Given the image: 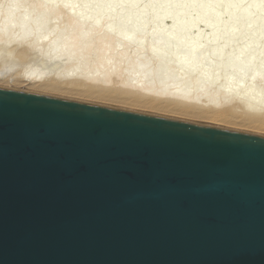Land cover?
I'll return each instance as SVG.
<instances>
[{
    "label": "water",
    "instance_id": "1",
    "mask_svg": "<svg viewBox=\"0 0 264 264\" xmlns=\"http://www.w3.org/2000/svg\"><path fill=\"white\" fill-rule=\"evenodd\" d=\"M85 1L97 14L116 0ZM125 2L112 19L132 36L155 17L203 20L234 31L227 47L243 39L237 53L264 30V0ZM181 26L149 39L264 76V51L181 46ZM0 264H264V136L0 87Z\"/></svg>",
    "mask_w": 264,
    "mask_h": 264
},
{
    "label": "bare ground",
    "instance_id": "2",
    "mask_svg": "<svg viewBox=\"0 0 264 264\" xmlns=\"http://www.w3.org/2000/svg\"><path fill=\"white\" fill-rule=\"evenodd\" d=\"M222 1L216 0L218 7ZM86 2L0 0V87L150 111V114L176 115L180 119L187 117L221 124V128L226 124L264 131L262 73L243 77L241 73L247 65L222 68L230 65L224 63L225 59L220 68L210 70L203 66L202 57L184 58L164 52L160 39L158 42L155 38L149 39L151 27L164 26V22H168L165 27L169 29L164 30L168 37L171 24L173 28L181 25L177 19L155 17L151 22L147 20L144 25L148 34L132 36L127 33L126 26L112 19L127 4L125 0L110 2L111 6L107 3V8L97 14H93ZM148 8L147 4H138L132 13L138 14ZM88 13L94 16H87ZM187 26H181L188 31L187 36L177 34L175 37L181 46L182 43L188 47L198 46L210 40L208 38L217 37V32L209 34L208 28H204L206 21H190ZM190 26L192 29L201 26L203 33L205 30L209 35L205 38L198 28L192 33ZM217 27L224 29L225 25ZM231 32L234 31L230 29L226 33ZM226 33L221 34V38L219 33L220 43L217 40L213 46L208 44L212 51L227 53L224 43L229 36ZM240 40L243 39L233 38L229 46L238 47ZM256 40L257 46H249L246 42L238 53L228 47L226 50L232 57L245 53V48H251L246 51L247 55L259 53L264 47V30ZM250 94H253L252 99Z\"/></svg>",
    "mask_w": 264,
    "mask_h": 264
},
{
    "label": "rangeland",
    "instance_id": "3",
    "mask_svg": "<svg viewBox=\"0 0 264 264\" xmlns=\"http://www.w3.org/2000/svg\"><path fill=\"white\" fill-rule=\"evenodd\" d=\"M111 3H112V2H111ZM134 7H135V6H134ZM133 9H134V8H133ZM120 12H121V11H120ZM120 12H119V13H120ZM132 12H133V10H132ZM119 13H118V14H119ZM118 14H117V15H118ZM132 14L135 15L134 13H132ZM117 15H116V16H117ZM116 16H114V17L116 18ZM131 17H132V16H131ZM128 18H129V17H128ZM164 18H165V17H164ZM125 19H126V18H125ZM166 19H169V18H166ZM166 23L168 24V22H166ZM166 23L164 22V26L166 25ZM168 25H169V24H168ZM170 26H171L170 28L173 29V24H171ZM180 26H181V25H180ZM199 27H200L201 30L199 29ZM199 27L197 26L198 31H199V33H200V32L202 31V27H201V26H199ZM168 28H169V27H168ZM204 28H207V27L204 26ZM204 28H203V30H204ZM194 30H195V29H192V30H191L192 33L195 32ZM166 31H167V30H166ZM191 31H190V34H191ZM207 31H208V30H207ZM163 32H164V31H163ZM169 32H170V30L168 31V33H169ZM195 33H196V32H195ZM195 33H194V35H195ZM202 33H203V31H202ZM208 33H209V32H208ZM178 34H180V33H178ZM187 34H188V33H186V36H187ZM197 34H198V32H197ZM209 34H210V33H209ZM209 34H208V35H209ZM220 34H221V33H220ZM226 34H227V33H226ZM192 35H193V34H191V36H192ZM203 35L206 36L205 38H207V33L205 34V30H204ZM218 35H219V34H217L216 40H219V38H218L219 36H218ZM176 36H178V35L176 34ZM222 36H224V35H222ZM192 37H193V36H192ZM192 37H190V38L192 39ZM186 38H187V37H186ZM220 38H221V35H220ZM223 38H224V37H223ZM227 38H228V37H227ZM184 39H185V38H184ZM228 39H229V38H228ZM234 39H235V38H234ZM185 40H186V39H185ZM188 40H190V39L187 38V41H188ZM224 41H225V38H224ZM227 41H228V40H227ZM189 42H190V41H189ZM220 42H221V41L219 40V43H220ZM187 43H188V42H187ZM219 43H218V45H216V46H219ZM223 43H224V42H223ZM216 44H217V42H216ZM258 44H259V43H258ZM262 44H263V43H262ZM262 44L260 43L261 46H262ZM208 46H209V45H208ZM225 46H226V45H225ZM249 46H250V45H249ZM253 46H255V45H253ZM256 46H257V45H256ZM261 46H259V48H261ZM262 47H263V46H262ZM209 48L212 50L211 46H209ZM226 48H227V46H226ZM226 48H225V52L227 51V54H229V53H228V49L231 50V47L229 46L227 50H226ZM234 50H235V49H234ZM262 51H264V47H263V50H262ZM229 52H230V51H229ZM239 52H240V51H239ZM260 52H261V51H260ZM237 53H238V52H237ZM249 55H250V54H249ZM148 59H150V58H148ZM258 62H260V61H258ZM18 90H20V89H18ZM23 91H24V90H23ZM32 92H33V91H32ZM35 93H37V92H35ZM42 94H45V93H42ZM249 96H250V99H252L253 94H252V96H251V94H250ZM253 98H254V97H253ZM67 99H71V98L69 97V98H67ZM72 100H74V98H73ZM87 103H88V102H87ZM91 104H92V103H91ZM98 105H100V104H98ZM101 105H103V104H101ZM104 105H105V104H104ZM105 106H108V104L105 105ZM108 107H111V106H108ZM112 107L119 108V107H116V106H114V105H113ZM120 108H121V109H124V110L135 111V112H144V113H146V112L149 113V112H150V111H149V112H148V111L145 112V111H143V110H136V109L133 110V109H131V108H129V109H128V108L125 109V108H122V107H120ZM120 108H119V109H120ZM152 113H153V114H156V115L166 116V117H174V118H178L176 115H174V116H173V115L171 116V115H168V114H167V115H166V114L163 115V113L161 114V113H159V112H157V113L152 112ZM149 114H150V113H149ZM179 117H180V116H179ZM186 118H187V117H185V118L182 117L181 119H183V120H187V121H191V122H196V123L206 124V125H210V126H214V127H218V125H219V124L217 125V124H215V123H211V124H210V123H208L207 121H205V122L202 121V120H200V121H194L193 119H190V118L186 119ZM179 119H180V118H179ZM220 126H221V124L219 125V128H221ZM224 126H225L226 129L236 130V131H241V132L243 131V132H245V133L248 132V133H251V134L264 136V133H263L264 131H262V132H261V131L257 132V131H255V130H253V129L247 130L248 128H247V129H246V128L243 129V127H238V126H237V127H235V126H234V127H231V126L229 127V126L226 125V124H225ZM224 126H223L222 128H224Z\"/></svg>",
    "mask_w": 264,
    "mask_h": 264
}]
</instances>
